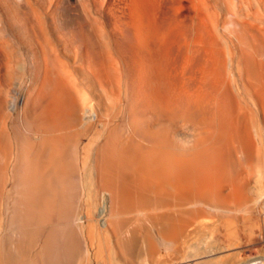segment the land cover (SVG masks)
<instances>
[{
  "label": "bare ground",
  "instance_id": "obj_1",
  "mask_svg": "<svg viewBox=\"0 0 264 264\" xmlns=\"http://www.w3.org/2000/svg\"><path fill=\"white\" fill-rule=\"evenodd\" d=\"M28 2L0 18V264H85L78 181L97 186L111 262L139 246L140 264L262 261L228 256L264 206V0H110L68 35L55 3Z\"/></svg>",
  "mask_w": 264,
  "mask_h": 264
},
{
  "label": "rangeland",
  "instance_id": "obj_2",
  "mask_svg": "<svg viewBox=\"0 0 264 264\" xmlns=\"http://www.w3.org/2000/svg\"><path fill=\"white\" fill-rule=\"evenodd\" d=\"M30 1L32 3L38 5V6L42 7V8H45L46 6L50 5L51 2L55 3L58 6V16L60 18L59 20H61L60 29L63 32L67 33V35H68L70 30H74V28H75L74 24L80 19L81 14H82V10H83L82 8H84L85 5L89 6L92 9L93 14L101 15L104 12L103 7H105L107 2L110 0H30ZM28 4H29L28 0H0L1 23L3 25H6L7 23L15 21L16 18L23 17V14H24L23 11L26 10V7L28 6ZM5 5L7 7L12 8V13L10 11L9 12L6 11V9L4 8ZM155 46H156V39H153V37H152L151 43H150V48H149L150 52H147V53H145L143 51L141 52V54H142L141 58H140V88L141 89H143V87L145 88L146 85L152 87V85L157 83V81L153 82L152 71H151V68H149V66H148L150 63L147 64L148 57L152 58V56H153L152 53L154 52V50H156ZM145 48H142V49L144 50ZM114 50H115V48H114ZM116 54H117V56H119L118 53H116ZM156 57H157V54H156ZM29 60H30V63L33 61V59L31 57H29ZM126 63L127 62L125 60L120 58V60L118 61V66L121 68L122 67L127 68L129 65L128 64L126 65ZM24 65L27 67L24 70H27L29 68V64H24ZM124 70L125 71H122V73H123L122 82H123V85H126V77H128L130 74H129V72L126 71V69H124ZM20 71H22V69ZM28 86H30V85L28 84ZM148 92L149 91L147 89H145L143 94L146 95ZM140 97H141V95H140ZM166 118H167L166 116L162 117V119H165V120H166ZM262 145L264 146V142L262 143ZM263 181H264V179H263ZM88 184H90V183L86 182V181H84V182L78 181L79 193L77 195V199H78L77 201H78L79 205H81L82 216H84V217L83 218H77V217L75 218L76 219L75 225L76 226L79 225V227H78L79 231H80L79 232V238H80L83 246L85 248L90 249V251L86 254L84 263L85 264L86 263L87 264H89V263L90 264H99V262H100V264H106L108 262L109 264H113L114 262H111L109 259L110 257H109L108 251H109L110 247H112V246H110V244L111 243L113 244L114 239H112V237H111L110 230H108L106 225H104L102 223L103 217L99 211V206H100L99 205V198H98V194H96L97 193V186H96L95 182H91V184H90L91 189H90V188H87ZM79 201H81V203ZM260 205H257L253 208H250L246 212L244 219L238 223V232L235 236L236 239H235V237H234V239H235V243L240 244V245L237 244V246L239 245V247H240V250L238 248L237 252L239 253V251H240V253L238 255L237 254H230V255H232V257L227 255L228 259H233V260H231V262L236 260V259H240L241 257H242L241 259H246V258L248 259V258H252V257H256V256L264 254V213H263L264 212V206H260ZM93 209H94V211H93ZM90 213H91V215H90ZM92 221H94V222H92ZM80 222H81V224H80ZM77 223H79V224H77ZM93 223L95 224V226ZM90 226L93 228V230H92V228H90ZM100 229H101V231H100ZM88 230L90 231L91 234L89 233ZM96 230L98 231L97 233L101 234V235H98L96 233ZM221 232H222V234L224 233V231H222V230H221ZM221 232L220 231L216 232V230L214 232L215 234L213 236L215 237L217 243L218 244L221 243L220 245H222V243L224 241L230 242L228 238L226 239V237L223 236L225 233L222 235ZM96 235H97L96 238H98L97 240L95 238ZM92 237H93V240H95V243H96L95 245L97 247L91 244ZM99 237H101L102 239L100 238L101 239L100 240ZM109 239H111V241ZM218 239H219V241H218ZM221 239L223 242L220 241ZM232 240H231L232 246L236 245L235 243L233 244ZM237 240H238V242H237ZM87 242H89V243H87ZM225 242L223 243V245L227 244ZM97 244H99V245H97ZM101 244H102V246H105V247L100 246ZM231 244L228 243L227 247H229V246L231 247ZM90 246H92V247H90ZM93 247H95V248H93ZM98 247L101 249H103V248L106 249V250H104V253L102 252L103 256L101 255L100 259L98 257L96 258L97 254H95L96 253L95 249L96 248L98 249ZM91 250H92V252H91ZM163 252L166 253L165 249H163ZM224 253H229V251L227 250L225 252H222L221 255H220V253H218L217 255H220V257L223 256L224 261L227 262L228 260H227V258L224 257V255H223ZM105 255L107 256V258ZM233 255H236L234 257L235 259L233 258ZM103 257H105V258H103ZM86 258L88 259L87 260L88 262L86 261ZM138 258H139V260H136ZM217 258H218V256H217ZM131 259L134 262H131L132 260L131 261L127 260V261L118 262V264H131V263L134 264L136 261L137 262L140 261V246L137 248L136 251H134V255L131 257ZM92 260H93V262L95 260L97 262L95 261L93 263ZM221 260H223L222 257H221ZM224 261H223V263H225ZM140 262L142 263V258H141ZM183 263L184 262H179L176 264H183ZM114 264H116V263H114ZM137 264H140V263L138 262ZM253 264H264V259L262 261H259V262L253 263Z\"/></svg>",
  "mask_w": 264,
  "mask_h": 264
}]
</instances>
